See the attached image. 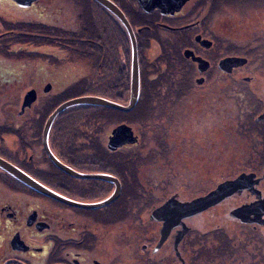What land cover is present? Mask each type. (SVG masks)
I'll use <instances>...</instances> for the list:
<instances>
[{"label": "flooded vegetation", "instance_id": "obj_1", "mask_svg": "<svg viewBox=\"0 0 264 264\" xmlns=\"http://www.w3.org/2000/svg\"><path fill=\"white\" fill-rule=\"evenodd\" d=\"M23 1L0 0V44L6 34L17 31L14 26L7 30L8 19H19L18 15L28 9L38 5L50 7L55 2L34 0L31 5L24 6ZM94 1L100 7L97 8L100 18L106 10L119 20ZM113 1L124 11L135 30L140 72L143 65L153 63V70L160 69L164 76L157 81L163 86L159 89L160 94H153L149 101L156 104L159 112L150 115L144 111V123L123 121L113 124L104 143L107 152L98 154L97 148L93 155L94 148H83V152L95 157L83 158L81 165L65 159L54 142L53 125L49 144L55 155L72 169L89 174H109L118 182L75 177L57 166L48 155L43 142L44 127H40L41 115L54 106L61 98L58 94L65 88L44 104V112L36 111L35 115L32 110L42 99V93H50L53 82L47 80L45 86L51 84L52 88L45 91V86L38 87L32 81L21 99L16 103L12 100L15 106L19 104L20 110H7L10 101L6 99V85L13 81L12 76L23 83L29 81L24 77L25 69L35 64L28 60L8 64L6 49L0 45V157L74 202L100 203L116 193L120 184L117 197L110 203L83 207L40 192L0 166V264H264V0H121L122 4ZM124 7L131 8L130 16ZM11 9L20 13L15 15ZM42 11L37 14V19L50 21L58 16L42 15ZM50 12L55 13V10ZM69 20L67 15L54 20L52 26L53 33L56 27L61 29H57L58 35L63 33L64 65L80 62L71 56V31L75 28L71 25L73 19ZM76 23L80 30L81 17L75 20ZM96 35L100 43L104 37L101 29H97ZM100 45L102 51L103 44ZM186 51L191 52L188 55ZM194 55L207 60L209 68L200 72ZM222 59H228L229 65L225 69L218 68ZM180 64L188 67L186 78L166 77L169 69ZM215 68L225 78L226 97L228 94L241 102L245 118L234 131L243 138L237 142L243 169L228 179L241 173H254L255 181L195 215H174L173 218L170 209L158 217L156 210L167 203L173 207L176 202L192 201L194 187L191 183V186L187 185L188 189L174 188L173 173L168 169L159 178H149L153 171L141 162L144 161L141 151L149 152L163 145L141 142V138L143 141L144 135H149L157 124L172 137L175 132L194 134V74L197 70L198 77L206 78ZM87 75V72L81 74L68 86ZM31 89L37 90V99L23 109L24 96ZM130 92L131 71L127 97L99 96L127 105ZM134 108L130 111L113 109L129 113ZM121 124L130 126L138 141L112 149L110 137ZM169 143H164L167 151L164 148L156 152L159 159H166L165 164H194V143L184 147L181 157L176 160L173 159L178 147ZM186 190L193 194L186 196ZM250 204L252 207L241 210L240 216L233 214Z\"/></svg>", "mask_w": 264, "mask_h": 264}, {"label": "rangeland", "instance_id": "obj_2", "mask_svg": "<svg viewBox=\"0 0 264 264\" xmlns=\"http://www.w3.org/2000/svg\"><path fill=\"white\" fill-rule=\"evenodd\" d=\"M54 1L55 2L50 7L46 4V6L42 7L38 5L37 8L34 7L22 12L21 15H18V18H21L22 22L19 21V19H8L7 30L14 26L16 27L15 29L17 31L12 34H6L0 44L4 49H6L8 64H18V62L23 63L26 60H28L30 64H35L29 67L28 70L25 69L24 77H27L29 81L23 83V81L15 80V77L12 76L11 79L13 81L6 85V99L10 101V106L8 104L9 107L15 106L13 103H16L18 99H21V95L24 94L26 89L30 87L32 81H35L33 85L38 87H44L47 80L53 82V88L50 93H42V99L34 107V110H32L33 114L35 115L37 112H44V104L51 100L52 97L56 96L58 92L62 91L64 88L66 89L68 84L76 80V78L81 74L85 75L87 72V76H93L92 72H94V67L89 61L86 60H79L80 62H69L68 64L64 65L62 61V56L64 55L63 49L61 48L62 44L53 42V40L56 42L57 39L52 28L54 25L53 23L55 22L54 20H61L68 15L70 20L73 19L71 21V25L74 26L75 30H78L75 20L77 18L80 19L82 14L84 4L83 0ZM92 6L95 8L94 4H92ZM221 7L223 6L221 5ZM91 8L92 7L90 5L87 11H90ZM42 9L44 10L41 12L42 15H48L51 13L58 16L55 17L54 20L52 19L50 21H46L45 19H37V14ZM11 10L15 15L20 13L15 11L16 9ZM52 10H55V13L50 12ZM92 20L93 19H91L90 22ZM94 21L96 20L94 19ZM20 23L21 28L19 27ZM47 24L50 26H47ZM40 25L45 26L41 27ZM37 31L42 32H39V34L36 33ZM43 32L50 33L51 35L47 36L42 34ZM62 35H58L57 33V36ZM103 35H106V33ZM27 36H30L29 39L31 40L22 43V41H25L22 39H28L26 38ZM16 40L20 41H17L18 43H16ZM32 40H35L36 42ZM10 52H13L11 53L12 55H9ZM20 52L21 55H19ZM198 76L199 75L196 70V74H194V109L197 104H200L202 107H207V109L212 107V109L209 110L211 113L214 111L215 114L213 119L217 124L214 126V128L209 129V134H203L206 131L197 132L195 130L194 134L189 132H184V134L175 132L173 137L168 133L160 134L156 130H153L149 133L151 138L150 144L158 145L156 141L161 138L160 143L163 145L161 147L162 151L164 148L166 151L168 150L167 145L164 143H167V139L170 138L171 141L169 144L176 145L178 147L173 160L181 157V151L185 150L184 147H191L194 143V164L188 166L177 164L175 162L165 164L166 159H159V156L156 154L157 146L155 150L149 152L148 150H140L144 154V161L141 162H144V165L148 164L147 167L151 168L153 171L149 178H159L160 175H162L163 172L168 169L173 173L171 174L173 175L174 179V182L172 183L174 188L183 186L185 189H188L187 185L191 186L192 183L194 187V198L207 194L211 190L215 189L222 181L237 175L243 169V166L239 163L241 151L237 145V142L241 140L242 135L234 131L237 130L238 127H240V124L245 120V118H243L244 115L241 109V102H239L237 99L230 98L228 94L226 97L223 86L225 78L223 77L222 73L216 71L215 68L213 72H210V75L206 76V78L203 77L204 81L202 83L197 82V79L201 78ZM52 78L54 80H52ZM12 100L14 102H12ZM9 107H7V110H12L14 112L20 110L19 104H16V106L12 108ZM157 112L159 111L157 110ZM42 116L43 114L41 117ZM196 124H199V122ZM202 124L207 125L206 123L201 122V124L198 125L199 129H205ZM221 128L223 130H221ZM154 134L156 135V140L153 138ZM107 137V134H105L104 139L107 140ZM251 137L254 136L251 135ZM144 142L149 143L147 140ZM181 143H188V145L183 146ZM172 148L175 147H170V149ZM152 158H156V160L154 161ZM247 158H249V156ZM67 159H69V157ZM191 194H193V192L189 193L186 190V196ZM158 196H154V198Z\"/></svg>", "mask_w": 264, "mask_h": 264}, {"label": "trees", "instance_id": "obj_3", "mask_svg": "<svg viewBox=\"0 0 264 264\" xmlns=\"http://www.w3.org/2000/svg\"><path fill=\"white\" fill-rule=\"evenodd\" d=\"M116 1L119 2V4H122L121 0ZM92 4L95 5V8ZM90 5L92 8L90 11H87ZM97 8L100 7L94 0H85L82 14L80 16L81 29L77 31L72 30L70 40V49L72 52L71 56H74L78 60L89 61L94 67V72H92L93 76L90 75L91 77L87 76L80 79L78 82H74L58 94L61 98L56 100L51 109H46L42 118V123L40 124L41 128L44 127V123L52 111L63 101L70 98L86 94H97L120 99L129 95L130 71L132 63L130 38L125 27L119 20L113 17V15L111 16L109 12L103 9V16L100 18ZM129 9L124 7L128 16H130ZM91 19L93 20L90 22ZM94 19L96 21H94ZM98 28L101 29L103 34L106 33V35H103L104 37H102V41L100 43L98 42L96 35ZM57 29L61 30L60 27H56L54 34L57 39L56 42L54 40L53 42L62 44L61 48H63L64 38L62 36H57ZM26 38L28 39H22L25 40L22 41V43L31 40L29 39L30 36H27ZM32 41L36 42L35 40ZM100 44H103L102 51L100 50ZM153 67L154 64L152 63L149 65H143L141 68L140 99L132 112L125 113L113 108L99 107L95 105H76L66 109L57 116L53 124V128L55 130L53 136L56 137L54 138V142L60 151L65 155V159L69 157V159H67L68 161L79 163L81 165L83 158L95 157L93 155L97 153V148L98 154L100 152L106 153L107 148L104 146V136L113 124L121 123L123 121L130 123H139L140 121L141 123H144L146 121V116L143 113L144 111L150 112V115L156 113L158 110L156 104L149 101L152 100L151 96L153 94H160L159 89L163 88V86L161 84L159 85L157 81L162 79L164 76L162 75L160 69L156 68L153 70ZM195 69L196 65L194 64V72ZM187 71L188 67L180 64L178 67L169 69L166 77L169 79H184L186 78L185 74ZM209 109H212V107H209ZM209 109H207V107L200 106V104L195 106V131H206L203 134H209V129L214 128L217 124L213 119L215 114L214 111L211 113ZM198 122L199 124H201V122L206 123L208 126L202 124L205 129H199V124H196ZM222 128L221 130H223ZM153 130L158 131L160 134H167L163 126L160 124L154 126L151 131ZM141 135H143V133H141ZM57 136H61V138L59 139ZM153 138L156 140L155 134L153 135ZM168 139V141H171L170 138ZM145 140H147V142H151L150 136L145 134L143 142ZM160 142L161 138L156 141L158 144H161ZM83 148H94V151H92L93 155L83 152ZM155 149L156 148H154V150ZM160 150L161 146H158L157 152ZM137 159L138 157L135 156L134 160L137 161ZM136 163L137 162H135V164ZM60 173L62 176L64 175L63 172Z\"/></svg>", "mask_w": 264, "mask_h": 264}, {"label": "water", "instance_id": "obj_4", "mask_svg": "<svg viewBox=\"0 0 264 264\" xmlns=\"http://www.w3.org/2000/svg\"><path fill=\"white\" fill-rule=\"evenodd\" d=\"M34 0H24L22 3L24 6H29ZM100 4H102L106 9H108L111 13H113L124 25L125 29L127 30L130 40H131V45H132V64H131V92H130V101L129 103L122 104L118 103L115 101H112L110 99H107L105 97L99 96V95H93V94H87V95H82V96H77L74 98H70L61 104H59L54 111L49 115V117L46 120L45 126H44V135H43V142L45 149L52 159V161L62 168L64 171L68 172L69 174L75 176V177H81V178H98V179H104V180H110L114 181L117 179L109 174H101V173H95V174H89V173H82L78 172L74 169H72L70 166L66 165L63 161H61L55 153L52 151L50 144H49V134L50 130L52 128V125L57 118V116L65 111L66 109L76 106V105H99V106H109L113 107L122 111H130L132 110L140 97L141 93V72H140V63H139V51H138V44H137V38H136V33L135 30L130 23L128 17L124 13V11L113 1V0H96ZM203 44L206 46H209V44L206 43V40H202ZM191 52V51H190ZM189 51H186V53L189 55ZM194 60L198 62V70L200 72H203L209 68V62L207 60L202 59L201 57H197L194 55ZM233 64V60H232ZM228 64V59H222L218 63V68L220 69H225ZM204 81V78H198L197 82L202 83ZM52 88L51 84H47L45 86V91H50ZM37 99V90L36 89H31L29 90L23 100V105L22 108L24 109L27 106H31L32 103ZM138 141V137L134 135V132L132 128L126 124H121L117 126L110 137L109 140V146L112 149L117 148L120 145H123L124 143L127 142H136ZM0 166L4 169H6L10 174L15 176L16 178L22 180L24 183L27 185L39 190L40 192H43L57 200L63 201V202H71L79 206L83 207H99L101 205H105L113 201L117 196V190L120 189V184L118 183V189L116 190V193H114L111 197L108 199H105L104 201L100 203H80V202H74L70 199H67L66 197L60 195L56 191L46 187L44 184L41 182L37 181L30 175H28L26 172H24L22 169L18 168L8 160L1 158L0 157ZM254 173H241L234 179H227L225 181H222L220 184L217 185V187L210 192H208L205 195L199 196L194 198L192 201L188 202H182V203H177L176 205L172 204L169 205L167 203L166 205L158 208L156 210V215L159 217L160 214L164 212H168V210L171 209L173 218L174 215H177L179 217H188L195 215L204 209L214 206L221 202L223 199L226 197L232 195L236 191H239L243 189L244 187H248L251 185L255 180ZM118 182V181H117ZM173 209H172V208ZM252 205H246L243 207L238 208L233 212L234 215L240 216L241 215V210H245L246 208H250ZM165 238L163 236L162 240Z\"/></svg>", "mask_w": 264, "mask_h": 264}]
</instances>
